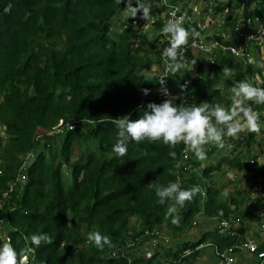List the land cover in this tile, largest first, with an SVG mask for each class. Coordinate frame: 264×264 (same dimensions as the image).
I'll return each mask as SVG.
<instances>
[{"label":"trees","instance_id":"16d2710c","mask_svg":"<svg viewBox=\"0 0 264 264\" xmlns=\"http://www.w3.org/2000/svg\"><path fill=\"white\" fill-rule=\"evenodd\" d=\"M223 1L169 3L188 6V16L194 6L199 15H216L217 23H210V39L221 40L234 26L250 33L247 20L264 19V0ZM142 2L151 5L150 17L155 19L150 37L142 31L144 26L133 28L141 14L135 19L121 17L126 0H0V192L15 182L11 200L0 208V221L16 229L9 238L18 252L33 249L30 257L35 260L30 259V264H128L131 258V264H139L133 257L149 240L147 231L166 236L161 231L164 227L176 239L191 230L200 214L215 221L231 216L241 227L222 236L206 228L198 242H179L177 253L190 249L192 254L175 264H195L203 251H195V246L207 241L219 252L237 246L236 252L246 253L241 242L249 223L258 220L251 211L264 204L254 207L249 190L245 196L237 191V198L222 200L223 191L213 177L225 165L248 173L250 187L264 191V168L258 155L250 153L258 145L256 134L228 138L230 148L206 146L207 158L193 157L185 171L176 167L183 144L170 149L162 141L145 140L130 142L123 158L112 152L117 139L112 119L128 114L138 119L146 104L165 100L154 95L152 69L160 65L165 47L157 39L166 8L160 0ZM8 5L11 10L5 13ZM219 13H225L223 24ZM190 17L185 28L200 35L206 32L202 16L198 22ZM136 30H141L137 43L133 40ZM240 43H245L244 37ZM214 55V61L205 65L203 53L186 54V62L196 59V64L191 72L182 70L169 77L175 88L173 103L199 106L207 102L230 108L231 89L238 82L264 87V47L251 55L254 62L228 53ZM225 67L232 70L229 77L223 75ZM184 81L187 85L182 88ZM145 88L150 89L147 96L142 92ZM251 106L264 113V105ZM59 120L74 122L76 127L57 132L54 127ZM169 151L177 153L175 159ZM28 152L33 156L25 161ZM214 154L218 162H209ZM175 182L183 189L198 185L202 190L180 210L179 226L166 215L168 203L160 205L154 189L148 187L149 183L166 187ZM94 231L108 236L114 247L105 245L100 250L88 242V234ZM39 233H47L52 243L31 245L30 237ZM131 243L134 246L128 248ZM115 248L120 250L118 259L110 258ZM239 257L247 264L256 263L254 257ZM218 262L216 258L213 264Z\"/></svg>","mask_w":264,"mask_h":264},{"label":"clouds","instance_id":"9594fccd","mask_svg":"<svg viewBox=\"0 0 264 264\" xmlns=\"http://www.w3.org/2000/svg\"><path fill=\"white\" fill-rule=\"evenodd\" d=\"M121 2L124 3L125 0H121ZM10 10L11 5H8L4 9V12L8 13ZM124 11L129 18L135 19L138 13L141 14L140 18L146 22L151 18V5L142 2V0H135V6L134 0H126ZM177 11L173 10L169 12L170 18L162 28V33L168 39L169 46L163 52L165 70L159 77L158 83L161 86L159 91L166 97L169 96V90L165 86L166 78L174 76L182 70L184 72H191L194 70L196 64V59H193L190 63L185 61V52L187 51L190 37L195 38L199 36V33L195 29L189 30L185 28L183 26L185 23L184 17L177 16ZM213 14H215V11ZM223 15L225 16V13H219V17ZM255 18L257 17L250 19L253 20ZM247 27L248 31L251 29L250 33L256 30L255 25L253 27ZM252 62H254L253 58ZM222 72L225 77H229L232 70L225 67L222 69ZM181 87L183 88L184 86L182 85ZM142 92L147 96L150 94V89L145 88ZM231 92L232 102L230 108H225L220 104H209L207 102H202L199 106H187L186 101H183L177 105L173 103L172 99H165L159 104L154 102L146 104L143 114L138 119H132L130 114L112 119L111 123L117 129V139L112 147V152L117 158H123L128 154V145L130 142L140 144L145 140L149 142L162 141L170 149H174L177 145L183 144L185 151H191L193 156L195 155L198 160L203 161L207 158L206 146L208 145H215L220 149H224L226 146L230 148L232 145L227 143L228 138L233 140L239 139L241 133H254L259 135L261 129L264 128V123L261 122V116L264 113L254 110L251 105H264V87H256L250 82L240 81L235 84ZM176 155L177 153L175 151H169V156L173 159L176 158ZM148 187L154 189L156 196L159 198L158 202L160 205L168 203L166 215L170 216L172 218L171 222L177 226H179L181 220L180 210L186 206V203H191L198 194H202V190L198 185L190 189H183L179 182L169 183L166 187L149 183ZM170 201L172 203H169ZM220 214L223 215L222 210ZM200 216L205 217L203 214L196 216L191 223V230L184 234V237H187L194 228L201 225L199 223ZM205 219L208 224L212 225L213 222L212 229L219 234L215 226L221 220L215 221L206 217ZM257 221L249 223L246 237L241 244L246 239L258 238L256 234ZM239 225L238 229L241 227V224ZM2 231L0 237L4 235L5 239L3 242H0V264H30V259L34 262L35 257H30V253L33 251L32 248L25 247L18 252L13 247L9 234L12 231H16L15 228L10 226V228ZM203 232L205 231H199L196 239L191 240V242H198ZM159 237L158 249H156L154 255L149 260L141 261L140 253H145V251H142V248H140L139 254L137 253V256H134L133 259L137 260L138 258L140 260L139 264H153L155 262L158 264H175L182 262L192 254V250L190 249H185L183 252L177 253L178 243L176 241H172L169 236L160 235ZM179 238L176 239L179 240ZM165 239L168 242H165ZM30 241L31 245H34L36 248L40 247L42 243H52V239L47 233L33 234L30 237ZM87 241L94 244L100 250H103L105 245L114 247L110 238L102 235L98 231L90 232L87 236ZM180 241L183 242L185 240L182 241L180 239ZM206 244L208 246H204L202 249L211 248L214 257L219 259L218 263L220 264V254L224 253L228 248L223 252H219L218 248L212 247L210 241L198 244L197 246ZM262 246L264 247V244ZM261 249L259 248V250ZM187 250L191 251V253L180 258L179 255H182ZM169 251L170 255L166 257ZM175 254L176 258L173 257ZM129 260L131 261L132 258ZM130 261H128V264H131Z\"/></svg>","mask_w":264,"mask_h":264},{"label":"built area","instance_id":"2783aa9c","mask_svg":"<svg viewBox=\"0 0 264 264\" xmlns=\"http://www.w3.org/2000/svg\"><path fill=\"white\" fill-rule=\"evenodd\" d=\"M161 5L164 6L166 9L164 10L162 14V23L165 24L167 20L170 18L169 12L173 10L177 11V16H183L185 23L191 22L190 19L193 15L188 16V6H184V4H176V3H169V0H160ZM195 10H197V7H193ZM192 8V9H193ZM199 11V10H198ZM210 13H213V10L210 11ZM212 15V14H210ZM214 16V15H213ZM224 15L219 17L220 22L223 24ZM216 15L214 17V21L208 20L206 21V25L208 26L210 23H217ZM154 18L151 17L149 21H145L141 18L139 20H136L132 23L133 28H139L141 26H151L154 22ZM212 21V22H211ZM247 26L253 27L256 26V30H254L252 33H245L242 31L240 27H233L229 29L225 35H223L221 40H217L215 38H209L211 33L204 32L203 34H199V36L189 39V45L187 48V51L185 52V61L186 54L189 52H193L195 54L203 53L205 56H203V63L207 65V63L211 64L215 59V53H228L236 58H248V62H252V56L255 52L256 47H264V20H260L259 18H255L253 20L248 19L247 20ZM205 27H203V30ZM213 30V29H212ZM205 31V30H204ZM244 37L245 43H240L241 38ZM158 42L165 43L164 50L169 46L168 39L163 35L162 31L158 34ZM249 43V44H248ZM163 50V52H164ZM163 52L161 54V63L159 66H155L152 71L155 73V82H154V95L158 98L162 99H170L173 97V94H175V88L170 83L169 77L166 78V87L169 90V96H164L160 91V84L158 83L159 77L163 74L165 70V63L163 58ZM208 67V66H207ZM187 85V82H183V86L185 87ZM144 98L142 99L141 105L143 104ZM76 127V123L69 122L64 124L62 120H59L57 125L54 127V129L57 132H63L64 130L69 131L73 130ZM33 154L31 152H28L26 156L24 157V160H28L31 158ZM195 155L193 156V153L190 151H183L182 152V160L178 161L176 164V167L181 170L185 171L187 169V163L189 160L193 159ZM15 181L19 182L20 178L15 177ZM14 184H8L7 189L0 192V208L4 203L11 200L12 198V192L14 189ZM257 186H252L249 188V191L251 193L250 200L252 201V204L255 206H259L260 202L264 203V191L254 188ZM260 199L259 202L257 200ZM252 214L258 218L257 225H256V234L258 235V238H249L246 239L245 242L242 243V250L246 251L245 254H241L236 252L237 249H235L237 246H231L227 250H225L224 253L220 254L221 263L220 264H247V262L244 259H241L239 255H244L246 258L254 257V261H256L255 264H264V247L262 246L264 244V209H258L251 211ZM240 223L233 221V218L229 216V218L221 220L216 224V229L220 235H226L229 231L232 229L238 228ZM195 225V223H193ZM0 228L2 230H6L7 228H10L7 221H0ZM145 236L149 238L148 245L150 246V249H146L144 253L145 260H149L155 253L156 249H158L159 246V234L157 231L151 230L147 231L145 233ZM8 240V239H7ZM146 242V243H147ZM165 242H168L167 239H165ZM134 243V242H133ZM131 243L130 245H127V247L131 248L134 246V244ZM145 243V244H146ZM144 245V242L143 244ZM206 245H199L195 248V250H200ZM262 247L261 250L259 248ZM235 251V252H234ZM32 253V252H31ZM191 251L187 250L182 255H179L180 258H183L186 255H189ZM120 256V250L115 248L110 252V258L118 259ZM129 260V259H128ZM130 261V260H129ZM158 264V263H153Z\"/></svg>","mask_w":264,"mask_h":264},{"label":"rangeland","instance_id":"374dc122","mask_svg":"<svg viewBox=\"0 0 264 264\" xmlns=\"http://www.w3.org/2000/svg\"><path fill=\"white\" fill-rule=\"evenodd\" d=\"M227 0H224V2H226ZM193 6V5H192ZM189 8V7H188ZM192 12H193V15H192V18L194 21H197L199 19H201V16H202V22H203V27H205V31L207 33H211L212 31V26L213 24H210V25H206V21L208 20H212V21H215L214 20V17L213 15H207V14H204V15H199L198 14V9L195 10L194 8L192 9ZM125 16H127L125 13H121V17L124 18ZM151 26L147 25L145 26L144 28H141L142 31H145V34L150 37V35L152 34L151 32ZM140 32L141 30H136V33L137 35L135 34V36H133V40L135 41V43H137L138 41V36L140 35ZM137 46V45H135ZM263 63H264V59H263ZM262 123H264V120H261ZM1 132V131H0ZM1 134V133H0ZM256 141L258 142V145L257 146H254L253 149H250V153L251 154H255V155H258V159L259 161L261 162L263 168H264V128L261 129V133L259 135L256 134ZM223 154H227L226 151H222ZM76 154H77V149L74 148V159L76 157ZM219 158H218V155L217 154H214L210 160V162L212 163H216L218 162ZM207 164V163H206ZM205 167V163L202 164V168ZM222 170L221 171H217L214 173V182L219 185V187H221L222 191H223V196H222V200L224 199H229V198H237L235 193L237 191H240L242 193V195L245 196V194L248 192L249 190V186H250V181L248 182L247 180V176H248V173H239L235 170H229L226 168L225 165H222ZM256 186V185H254ZM259 187H262L263 186H259ZM255 189L258 188V187H254ZM251 195V193H250ZM249 195V197H250ZM264 204V203H263ZM245 205H247V202L245 203ZM244 205V206H245ZM245 208V207H243ZM264 209V205H263V208ZM199 223L201 225H198V227L194 228L193 230V233L194 231L195 232H199V231H205L206 228H209V229H212V225H213V222H212V225L211 224H208L205 217H202L200 216L199 217ZM200 228V229H199ZM253 229V228H252ZM161 231L163 232L164 231V234L166 236H169L171 237V234L169 232H167V230L163 227L161 228ZM192 232V231H191ZM188 235V234H187ZM189 236V235H188ZM5 239V236L3 235V237H0V242H3ZM172 241H177L178 239H173L171 237ZM179 239H182V240H185V237L184 235H182ZM214 255H213V251L211 248H206L204 249L200 255H199V260H201V262H196V264H202L203 260L206 259V262L205 264H210V262L212 261ZM211 260H210V259Z\"/></svg>","mask_w":264,"mask_h":264},{"label":"crops","instance_id":"0c3cea01","mask_svg":"<svg viewBox=\"0 0 264 264\" xmlns=\"http://www.w3.org/2000/svg\"><path fill=\"white\" fill-rule=\"evenodd\" d=\"M211 160V159H210ZM210 160H209V162H210ZM206 164V163H205ZM249 188H250V186H249ZM245 205V204H244ZM243 205V207H245ZM197 233L198 232H195L194 231V233H193V231L192 232H190V234H189V236H187V237H185V241H191V240H194V239H196V236H197ZM183 241V240H182ZM179 242H181L180 241V239L179 240H177L176 241V243H179ZM146 249H150L149 248V245L146 243V244H144L143 245V247H142V251L144 252ZM162 251V250H161ZM140 255H141V261L143 262V261H145V258H144V254L143 253H140ZM210 259V258H209ZM215 257H213V259H212V261L210 262V264H213L214 262H215ZM211 260V259H210ZM201 262V260H197V262ZM205 262H206V259L205 260H203V262H202V264H205ZM196 264V263H195Z\"/></svg>","mask_w":264,"mask_h":264}]
</instances>
